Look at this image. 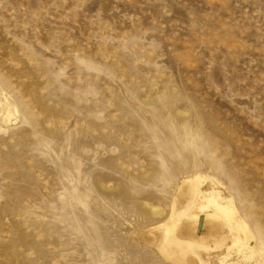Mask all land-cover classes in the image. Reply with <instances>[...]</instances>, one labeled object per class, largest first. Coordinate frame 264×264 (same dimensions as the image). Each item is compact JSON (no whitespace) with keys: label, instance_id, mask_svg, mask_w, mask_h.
<instances>
[{"label":"rangeland","instance_id":"374dc122","mask_svg":"<svg viewBox=\"0 0 264 264\" xmlns=\"http://www.w3.org/2000/svg\"><path fill=\"white\" fill-rule=\"evenodd\" d=\"M0 92V264H174L198 173L264 255V0H0Z\"/></svg>","mask_w":264,"mask_h":264},{"label":"bare ground","instance_id":"6f19581e","mask_svg":"<svg viewBox=\"0 0 264 264\" xmlns=\"http://www.w3.org/2000/svg\"><path fill=\"white\" fill-rule=\"evenodd\" d=\"M2 94L0 116L3 113L4 122L13 123L17 110L14 112V105ZM206 181L210 184L204 187ZM171 209L157 225L136 235L174 264H213V252L218 253V264H241L230 261L232 250L236 248L244 262L258 252L256 237L234 198L220 190L212 177L199 173L185 177L177 186ZM260 257L256 263L264 264V255Z\"/></svg>","mask_w":264,"mask_h":264}]
</instances>
